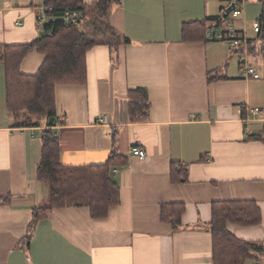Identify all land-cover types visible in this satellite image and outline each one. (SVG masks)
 Here are the masks:
<instances>
[{"label":"crops","instance_id":"0c3cea01","mask_svg":"<svg viewBox=\"0 0 264 264\" xmlns=\"http://www.w3.org/2000/svg\"><path fill=\"white\" fill-rule=\"evenodd\" d=\"M234 1L120 0L113 7L108 24L128 42L114 53L106 43L94 45L85 83L56 87L53 129L65 167L103 165L112 151L126 158L111 174L119 204L102 219L85 207L54 209L28 241L32 209L48 204V186L36 179L44 127L13 126L0 65V264H211L207 228L218 201L255 202L258 226L227 229L238 240L264 244V140L255 139L264 133V44L253 26L252 36L233 28L245 35L247 53L227 41L181 35L182 24L222 18ZM41 4L1 3L0 44L35 40ZM245 17L246 9L236 20ZM245 54L258 79L245 77ZM42 62L31 52L20 72L34 75ZM136 90L146 92L149 109L134 121L128 95ZM132 147L145 157L133 156ZM172 165L186 170L185 180L171 181ZM167 204L184 205L176 229L160 220Z\"/></svg>","mask_w":264,"mask_h":264},{"label":"trees","instance_id":"16d2710c","mask_svg":"<svg viewBox=\"0 0 264 264\" xmlns=\"http://www.w3.org/2000/svg\"><path fill=\"white\" fill-rule=\"evenodd\" d=\"M257 23V39L264 44V0ZM52 7L50 15L59 18L66 11L80 13L76 27L63 28L60 22L42 26L39 36L25 44H0V65L4 69L6 112L15 127H44L40 132V159L36 179L48 186V204L31 212V222L26 240L31 238L36 223L59 208L85 207L91 218H105L109 210L119 204V187L112 179L115 168L124 167L126 158L112 151L103 165L65 167L60 162V141L53 129L56 126L55 89L63 85H82L86 81V54L96 44L106 43L110 52L128 41L119 37L108 24V17L120 0H42ZM225 18L184 23L181 35L185 41H206L212 27H221ZM212 26L210 27V24ZM53 35L48 36V30ZM101 35L102 40H98ZM91 35V39L89 36ZM104 39V40H103ZM250 44V42H249ZM255 48H251L254 52ZM264 48L261 49V52ZM31 52L43 56V62L34 75H24L20 65ZM149 109L145 91L136 90L128 95V110L132 120L144 116ZM50 119L53 122L50 123ZM264 140V133L255 136ZM186 170L171 166L172 182L185 180ZM184 212L182 204H167L160 208V220L176 229L181 225ZM211 220L208 233L212 240L211 264H259L264 261V244L242 241L231 235L228 225L254 227L261 223L259 208L253 201H218L211 203Z\"/></svg>","mask_w":264,"mask_h":264},{"label":"built area","instance_id":"2783aa9c","mask_svg":"<svg viewBox=\"0 0 264 264\" xmlns=\"http://www.w3.org/2000/svg\"><path fill=\"white\" fill-rule=\"evenodd\" d=\"M247 0H235L233 2L234 7L232 11L228 14L232 19H236L239 16H241L245 12V5ZM53 11L52 7H46L43 5V3L37 8L35 20L38 26H43L48 23H54V22H60L62 26L58 28V32H60L63 28L67 27H76L79 25L81 15L80 13L76 11H66L63 13V15L59 18H54L50 15V13ZM260 29V26L258 23H255L253 25V31L255 33H258ZM48 36L53 35V29H50L46 33ZM206 39L208 40H214V41H227L230 44V47L232 49H236L238 47H242L243 51L247 53V39L245 35L241 32L235 31L231 26L228 27H213L212 29H209L206 33ZM239 63L241 66V69L243 70V73L246 78L248 79H258L259 75L256 73L255 69L250 66L249 64V58L245 54V56H241L239 58ZM241 109H244L245 107H240ZM251 113L257 114L261 112L260 109H252L250 110ZM101 124L106 123V118L103 117L98 121ZM130 153L133 156L138 157L140 160H142L145 157V151L138 148V147H132L130 150Z\"/></svg>","mask_w":264,"mask_h":264},{"label":"rangeland","instance_id":"374dc122","mask_svg":"<svg viewBox=\"0 0 264 264\" xmlns=\"http://www.w3.org/2000/svg\"><path fill=\"white\" fill-rule=\"evenodd\" d=\"M4 1L5 0H0V5ZM14 1L21 2V1H26V0H14ZM91 1L92 0H86V2H91ZM35 2H37V1H35ZM245 9H246V17L244 18V22H243V19H242V21L236 20V19L234 20L230 16H228V20L226 22H224L223 27L231 26L235 30L245 29V30H247L248 35L252 36L253 35L252 34V26L255 23H257V20L260 16V13H261L262 3L260 0H247L246 5H245ZM98 36H99L98 40H102L101 35L99 34ZM89 39H91V35L89 36ZM46 205H47V203L45 204V206Z\"/></svg>","mask_w":264,"mask_h":264},{"label":"water","instance_id":"95a60500","mask_svg":"<svg viewBox=\"0 0 264 264\" xmlns=\"http://www.w3.org/2000/svg\"><path fill=\"white\" fill-rule=\"evenodd\" d=\"M233 7H234V4L231 3V4L229 5V7H228V8L224 11V13L222 14V18H225L226 16H228V14L232 11ZM49 122L52 123V122H53V119H50Z\"/></svg>","mask_w":264,"mask_h":264}]
</instances>
